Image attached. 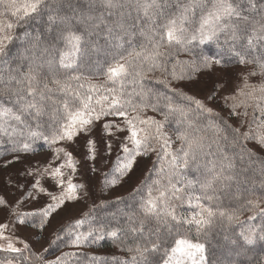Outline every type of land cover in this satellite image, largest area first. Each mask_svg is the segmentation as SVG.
Returning <instances> with one entry per match:
<instances>
[{"label":"snow or ice","instance_id":"obj_1","mask_svg":"<svg viewBox=\"0 0 264 264\" xmlns=\"http://www.w3.org/2000/svg\"><path fill=\"white\" fill-rule=\"evenodd\" d=\"M229 66L231 88L185 91ZM97 134L115 146L104 188L151 167L101 201L105 218L54 231L68 250L46 259L19 227L43 232L87 195L74 153L94 161ZM40 142L49 158L33 163ZM0 146V168L24 165L15 198L0 194V264H95L80 249L105 236L128 254L117 264H264V0H0Z\"/></svg>","mask_w":264,"mask_h":264},{"label":"trees","instance_id":"obj_2","mask_svg":"<svg viewBox=\"0 0 264 264\" xmlns=\"http://www.w3.org/2000/svg\"><path fill=\"white\" fill-rule=\"evenodd\" d=\"M205 51L208 54H212L215 52V48L213 46L209 45L208 48L205 49ZM192 83H194V82H192ZM192 83H190L188 85V87L185 88V91H189L190 93L201 96V97L208 94L214 87V82H211L209 87H206V89L202 88V90H200V89L192 88L190 86V85H192ZM232 123H236V121L233 120ZM97 139H98L97 157L94 161L86 158V156L84 155L85 150L83 147H78L74 154L77 156V159L80 161V164L78 167V175L80 176V171L82 169H86V173H87L86 175L83 176V178H85V180H83V179L78 180V181H80L79 183H82L84 185L87 183L88 187H90V189H92V187L98 186L101 193L105 195L110 188H104V185H103L104 175L103 174L109 171V169L111 167V163L115 159V146H114V150H113V155L111 157H109L107 155V152H106L105 142L103 139L100 138L99 134H97ZM37 149L38 150L36 153H39V152H48L49 153L50 152V149H48L46 145H42V142L37 144ZM5 151H6V148L4 146H0V160H3L5 158L3 155V153ZM261 155L264 156V153H261ZM32 162H35V161H32ZM139 162L144 163V166L141 167V172L137 178V181L133 185H131L130 187H128L127 189H125L123 192H121L119 194H115V195L110 196L106 199H101L100 201L92 203L91 206L87 207L78 216V218H75V219L82 218L84 213H87L93 209L95 210L94 215H96L97 217H100V218H105L110 212L114 211L115 209L110 204H105V205L101 206V201L110 202V201H115L116 197H118V196L127 197L128 193L132 190L133 187H135L140 182V180H142L144 178L145 172L148 170L149 167H151V162L148 159H140ZM16 165L18 166V168H15ZM94 165H95V167H94ZM23 167H24V165H22V164H15V165H12L11 167L7 168V169L0 168V194L6 195L9 199L15 198L16 194H15L13 189L9 188V186L7 185V182L9 179H11L13 182H15L18 179L17 173L19 171H21L23 169ZM93 168L97 169V170H95V172L97 171L98 174L94 172ZM94 173H95L94 177L96 176L95 182L88 183L87 177L93 175ZM19 179H20V182H24L23 178H19ZM77 179H78V177H77ZM46 186H50V185L46 184ZM43 199L45 200L46 197L42 196V200H40V202H33V203L28 204V205H30L29 208H28V205H26L25 210L32 209L35 207H39L40 204L43 203V201H44ZM246 215H248V214H246ZM74 220L67 221V222L63 223L61 226H59L56 229L55 232H58L62 227H67V225L74 222ZM32 222L34 223V222H38V221L33 220ZM29 225L31 226V223ZM53 234H52V237L47 241V246H45L42 250H40V252H43L45 248L49 249V251L47 253H45L46 259H53L55 256L59 255L61 251H67L68 250V249L63 248L62 246L60 248H56L55 246L50 245V241L54 238ZM207 239H208L209 246H218L219 242L221 240L220 236L213 234V233H210ZM80 251H82L84 253L92 254L95 257H97L95 264H117L118 260L126 259L128 256V254L122 250V248L118 242H114L110 237H107V236H105L103 239H100L99 241H97L93 245H88V246L83 247L82 249H80ZM254 253L256 255L264 254V245L257 244L254 248ZM86 264H92V262L86 261Z\"/></svg>","mask_w":264,"mask_h":264},{"label":"rangeland","instance_id":"obj_3","mask_svg":"<svg viewBox=\"0 0 264 264\" xmlns=\"http://www.w3.org/2000/svg\"><path fill=\"white\" fill-rule=\"evenodd\" d=\"M237 71H238V68L231 67V66L226 67V68H216L212 72H206L205 74H202L199 81L192 83V85L190 86L192 88L202 90V88L206 89V87H209L211 82H214V85H216L217 83L226 81L228 83V87L231 88L233 83L236 81ZM48 158H49L48 152H39V153L33 154L28 159H31L32 161L36 162V161H45ZM143 166H144V163L139 162L130 179L126 180L122 185L117 186L114 189H109L105 195L101 193L98 186L92 187V189H90V187H88V184L85 182L86 184H85L84 191L87 193V195L83 196L80 200L76 202L69 203L64 208V210L60 211L57 215H55L51 219L50 225L43 232H40L38 229L36 230L32 228L30 225H27V226L19 227L18 235L22 239H25L30 244H32L33 248L37 252H40V250H42L45 246H47V241L52 237V234L54 233V231H56V229L59 226H61L63 223L74 220L75 218H78V216L87 207L92 205V203L100 201L101 199H106L115 194H119L123 192L125 189H127L128 187H130L131 185H133L137 181V178L141 172V167ZM15 168H18V166L16 165ZM95 170L97 169L95 168ZM95 173H97V171ZM95 173L87 177L88 183L95 182V177H96V176L94 177ZM86 174H87L86 169H82L80 171V176L78 175L77 180H81V179L85 180L83 176ZM41 200H42V197H41ZM29 207L30 205H28V208ZM5 216H6V213L3 211V209H0V221H3L5 219Z\"/></svg>","mask_w":264,"mask_h":264}]
</instances>
